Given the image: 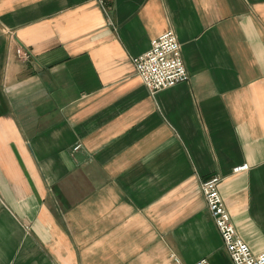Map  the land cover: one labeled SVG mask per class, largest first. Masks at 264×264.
Wrapping results in <instances>:
<instances>
[{"label": "crops", "instance_id": "obj_1", "mask_svg": "<svg viewBox=\"0 0 264 264\" xmlns=\"http://www.w3.org/2000/svg\"><path fill=\"white\" fill-rule=\"evenodd\" d=\"M169 28L189 79L152 93ZM213 174L263 251L264 0H0V264H233Z\"/></svg>", "mask_w": 264, "mask_h": 264}, {"label": "built area", "instance_id": "obj_2", "mask_svg": "<svg viewBox=\"0 0 264 264\" xmlns=\"http://www.w3.org/2000/svg\"><path fill=\"white\" fill-rule=\"evenodd\" d=\"M16 53L24 60L32 56L31 51L21 44L17 45ZM132 62L136 73L152 93L189 79L182 59L180 43L175 32L170 28L154 37L149 48L133 56ZM247 167L246 163L237 165L234 171ZM221 180L219 174H213L201 180L200 188L232 263L264 264V250L254 252L238 233L220 193ZM174 264H180V261L174 259ZM192 264L211 263L208 258L201 257Z\"/></svg>", "mask_w": 264, "mask_h": 264}, {"label": "rangeland", "instance_id": "obj_3", "mask_svg": "<svg viewBox=\"0 0 264 264\" xmlns=\"http://www.w3.org/2000/svg\"><path fill=\"white\" fill-rule=\"evenodd\" d=\"M220 260H221V264H227L226 257H224V254L223 253L221 254Z\"/></svg>", "mask_w": 264, "mask_h": 264}]
</instances>
